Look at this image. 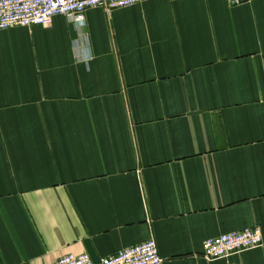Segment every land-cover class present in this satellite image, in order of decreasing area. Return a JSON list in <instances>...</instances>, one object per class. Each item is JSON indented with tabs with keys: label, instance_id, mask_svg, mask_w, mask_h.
Returning <instances> with one entry per match:
<instances>
[{
	"label": "crops",
	"instance_id": "crops-1",
	"mask_svg": "<svg viewBox=\"0 0 264 264\" xmlns=\"http://www.w3.org/2000/svg\"><path fill=\"white\" fill-rule=\"evenodd\" d=\"M0 31V264H264V0H145ZM263 243L208 259L203 243Z\"/></svg>",
	"mask_w": 264,
	"mask_h": 264
},
{
	"label": "built area",
	"instance_id": "built-area-1",
	"mask_svg": "<svg viewBox=\"0 0 264 264\" xmlns=\"http://www.w3.org/2000/svg\"><path fill=\"white\" fill-rule=\"evenodd\" d=\"M145 0H0V31L18 26L44 25L52 23L56 16H64L77 27L86 25L85 13L90 8L100 7L108 11L134 6ZM237 5L249 0H226ZM263 243L257 228L221 234L203 243L202 255L210 260L231 256ZM163 258L154 237L114 254L94 261L88 254H68L54 264H161Z\"/></svg>",
	"mask_w": 264,
	"mask_h": 264
}]
</instances>
